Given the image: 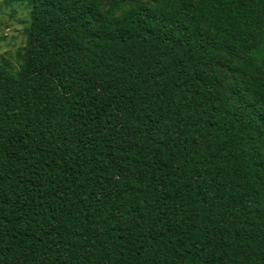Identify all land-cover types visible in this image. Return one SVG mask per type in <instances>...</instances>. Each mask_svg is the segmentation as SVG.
<instances>
[{"label": "trees", "instance_id": "obj_1", "mask_svg": "<svg viewBox=\"0 0 264 264\" xmlns=\"http://www.w3.org/2000/svg\"><path fill=\"white\" fill-rule=\"evenodd\" d=\"M19 1L0 264H264V0Z\"/></svg>", "mask_w": 264, "mask_h": 264}, {"label": "rangeland", "instance_id": "obj_2", "mask_svg": "<svg viewBox=\"0 0 264 264\" xmlns=\"http://www.w3.org/2000/svg\"><path fill=\"white\" fill-rule=\"evenodd\" d=\"M28 19V9L19 0H0V56L15 68L24 44L23 28Z\"/></svg>", "mask_w": 264, "mask_h": 264}]
</instances>
